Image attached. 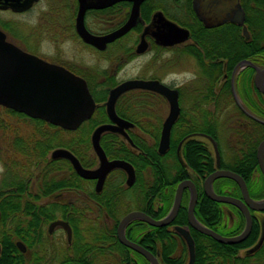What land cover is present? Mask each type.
Listing matches in <instances>:
<instances>
[{"label": "flooded vegetation", "instance_id": "obj_1", "mask_svg": "<svg viewBox=\"0 0 264 264\" xmlns=\"http://www.w3.org/2000/svg\"><path fill=\"white\" fill-rule=\"evenodd\" d=\"M38 1L39 0L35 1L29 9L23 12H14L11 9H0V11H11L13 13L22 14L30 10ZM75 1L71 29L76 38L82 44L97 50L93 46L83 42L76 33L75 16L78 4L77 0ZM157 1L158 3H161V6H159L160 8L153 10L148 21H141L139 15V20L136 26L141 22V30L139 32L134 31L136 27L134 26L125 35L130 32H136L138 33L139 41L144 26L149 24L156 11H161L166 19L174 22L176 25L187 31L186 37L182 41L164 46L156 44L152 36L146 35L145 39L148 46L144 52L148 49H153L152 44L159 47L163 59L162 67L166 76L171 74L169 70L171 67L177 68L178 79L176 84H174V82H167L164 79L160 80L154 77L149 79L159 80L169 88L177 90L178 114L171 125L170 143L167 151L171 148V138L173 137L174 139L175 137L176 143L174 147L172 144V152H174L177 160V171L180 176H184L183 180L189 179L194 183L198 194L199 186H202L203 189L204 179L216 169H228L233 171L232 168H235L239 171L248 172V159L252 157L253 153H255L257 161V147L264 139V90L257 87L256 84V74H261L264 71V9H259V6H256L254 1L259 0ZM121 2H126L128 4L126 5L124 19L118 22L119 24H116L117 26L114 25L112 28L97 34L108 33L125 21L131 3L127 1ZM121 2L114 3L106 8L97 9L96 11H104L114 8ZM91 11H94V9L87 10L84 16V23L87 29L88 27L86 26L85 17L86 14ZM239 18H241L242 22ZM6 39L10 41L7 35ZM116 40L108 43L106 48L101 51H105L107 47L110 44H113ZM15 45L28 53L42 58L31 50H28L26 47L20 46L19 44ZM136 45L133 49H129L128 51H134L135 54H138L135 52ZM120 62L122 63V60L120 61V58H118V62L113 65V68L110 66L112 72H108L109 70L102 71V69L97 70L96 73H98L94 79L93 76H95L94 74L96 73L91 74L84 69H81V71L90 79L94 87L99 83L111 82L112 79H114L115 84L106 87V96L108 97L111 88L115 87L120 82L127 80H117L115 77L118 68H120ZM55 64L61 65L85 79L84 76L77 74L64 64ZM261 81L264 85L263 74H261ZM86 83L88 85L87 80ZM141 91L137 89L126 91L120 95L116 101L117 103L120 100L122 104L121 107H124L123 104L125 101L121 100L122 97L135 96L136 93H140L142 96L144 95L143 98L145 99V102L136 103V107H139V111L133 112L134 110H131V116H129L130 113L121 114L117 112L115 108L116 114L120 118L133 124L131 127L124 128L129 137L130 131H142V129H159L160 135L162 124L169 114V102L165 96L156 92ZM156 98H160L161 105L164 104V111L161 110V113ZM4 108L9 112H13L10 114L29 119L34 123L33 125L35 128H51L53 130L57 127L61 128L40 118L30 117L23 112H17L14 109L7 107ZM107 120L108 121L104 123L110 122L108 118ZM61 129L65 131H60V135H70L72 134V131L77 130ZM55 130L49 134L54 135L56 132ZM42 132L47 133L43 130ZM49 134L47 133L48 136ZM115 134L122 137L123 141L130 147L132 150L130 159H133L136 155V145L132 139L130 138L132 141V143H130L119 133ZM21 137L23 136L19 135L15 137L12 144L20 146L26 153H29L27 149L28 145L31 146V148L35 145L29 144V140ZM259 137L260 140L256 142ZM71 138L72 137L65 138V141L69 143L71 142ZM120 141L121 140H114V142ZM56 148H63L70 151L78 159L80 165L86 169H95L99 165L98 158L95 155L92 146V156L88 157L86 148L82 149L81 156H78L65 146H55L49 149L46 153L43 145L40 148L38 147L35 151L36 154L39 155L42 153L44 154L45 152V157L40 159L35 169L30 172L18 173L11 170L13 168V157L8 154L10 151L0 150V153L3 155V157H1L3 172L0 179V210H33L31 216H34L35 221L38 222L39 225L37 228L38 235L35 237L32 244L33 248L29 249L21 240H15V246L17 241H21L25 246V251H20L16 246L18 251L24 256V264H86L88 260L90 240H92V246L95 247L94 251H96L98 256V260L95 264H101L105 252L116 253V251L114 250V245L104 242L103 232L106 216L104 211L105 196L101 194L99 199L95 200L91 195L93 193H101L105 188L115 190L118 188L120 189V186L122 185L124 190L122 199L128 201V204L131 203L135 197V188L133 189V185L137 179L136 167L130 159L116 156L109 157L102 147L108 160L120 159L130 163L134 168L135 180L132 185H127L126 171L121 168H114L108 172L104 178L102 189L97 192L95 190L96 179L82 178L74 170L70 160L64 157H52V151ZM23 150H21V154L24 153ZM217 154L219 158V167L216 166ZM212 160L214 163L213 170ZM55 162L59 163V168H57ZM254 171L255 170H253L252 173ZM20 175H24L34 181L35 189L33 192L35 198L33 202L17 203L11 201L15 198L14 192L18 194L19 191L13 187H6L5 182L10 181L13 176L19 177ZM74 175L78 176L79 180L76 184H80V187L73 185ZM143 175L146 176L147 173L144 172ZM47 177L66 178V186L54 190L53 192L45 193V187L43 186L41 179ZM73 193L79 194L80 198L76 200L72 199V197L68 200L65 199L67 194ZM186 194L189 202L190 190L188 188H185L183 191V195ZM223 210L225 212V218L227 217L225 226L231 227L234 223V215H232L227 206H224ZM251 211L259 219H264V210H250V213ZM58 220L66 222L70 227V239L68 238L64 226L61 224L52 225ZM187 226L189 227V225ZM262 229H264V223L262 224ZM214 231L221 235L226 232L225 229L220 230L222 233L215 229ZM117 240L120 245L124 246L126 249H130L122 244L118 237ZM248 249L249 248L241 249L238 253L240 255L244 254L245 252H248ZM122 250L127 252L125 249Z\"/></svg>", "mask_w": 264, "mask_h": 264}, {"label": "trees", "instance_id": "obj_2", "mask_svg": "<svg viewBox=\"0 0 264 264\" xmlns=\"http://www.w3.org/2000/svg\"><path fill=\"white\" fill-rule=\"evenodd\" d=\"M74 2H76L74 0ZM256 6L264 9V0L254 1ZM126 2H121L119 5L108 10L109 16L121 17L126 11ZM161 3L157 0H146L140 6V18L141 21H148L150 19L151 13L156 8H160ZM263 6V7H262ZM103 10L91 11L92 13L104 12ZM119 23H117L118 25ZM116 25V26H117ZM141 22L135 27L134 31L139 32L141 30ZM153 49H159V47L152 44ZM66 67H69L65 65ZM71 68V67H69ZM71 70L75 71L77 74H81L85 77L88 82V88L91 90V94L96 103L95 110L92 117L83 122L81 126L72 133H77L76 136L71 138V142H50L51 137L44 139L42 136L45 134L38 130V138L34 139V147L28 145L27 149L29 153H26L20 146L14 145L13 152L10 154L12 158V169L15 172H30L35 169L38 165L40 159L45 157V152L55 146H65L81 156L82 149L86 148L88 157H91V145H90V134L92 130L102 124L107 120L104 101L107 98V86H112L115 84L114 79L111 82H103L93 86L90 79L81 71L74 68ZM88 72L91 74L96 73L95 69L88 68ZM98 73V72H97ZM94 74L93 79L97 76ZM98 88V89H96ZM141 91V90H139ZM144 92V91H141ZM143 97V96H142ZM144 99V98H142ZM121 100L125 101L121 107V101L119 100L116 105V111L124 114L133 111V107L136 106V96L122 97ZM141 100V99H140ZM145 102V100L143 101ZM9 112V111H8ZM13 113V112H10ZM61 128H56L55 137L58 141V136L60 135ZM130 131L129 135L134 144L136 145V155L133 159H130L132 150L123 141L122 137L112 132H105L101 135L100 143L104 148L106 154L109 157H124L130 159L131 162L136 167L137 179L133 185L134 194L132 202L128 204V201L122 199L123 186L120 189H107L103 190L101 193L92 194L95 200L99 199V196L103 194L105 196V215L109 217L112 221L111 225L104 227V242L114 245V250L116 253L105 252L104 258L101 264H149L148 260L141 254L134 252L130 249H126L124 246L120 245L116 237V227L121 219L127 212L134 209L141 210L148 214L149 216L160 219L163 218L170 210L175 188L184 176H180L178 173L177 160L175 158L174 152H172L173 147L176 143L175 137L171 138V148L164 155H160L157 152V144L159 138V129L149 130L142 129V131ZM144 136H147L150 140L147 141ZM114 140H121L120 142H114ZM260 140V137L256 142ZM44 145V154H36L37 148ZM18 149L24 151L23 154L20 153ZM17 151V153L14 152ZM20 154V155H19ZM248 172L239 171L232 168L234 172H237L245 180L250 196L255 200L264 199V178L260 172L257 165L255 153L252 157L248 159ZM58 167V162H55ZM213 160H212V170H213ZM255 170L253 173L252 171ZM147 173L146 176L143 173ZM252 173V174H251ZM79 180L78 176H73V185ZM43 186L45 187V193L53 192L54 190L60 189L66 186V178L58 177H47L41 179ZM6 187H13L19 191L18 194L15 193V198L11 200L12 202H33L35 194L33 191L29 190L31 184L34 185V181L31 178H27L24 175L13 176L10 181L5 182ZM213 188L218 194H229L235 197H241V191L236 182L229 178H218L213 183ZM132 190V188H131ZM198 201L194 208V214L196 218L206 227L218 230L222 233L225 229L226 232L222 233L224 236H232L239 232L244 227L245 219L243 214L233 205L224 204L220 202H215L207 198L204 193L202 186L198 188ZM139 200L138 202H136ZM187 202L188 196L182 195L181 205L177 211L176 216L173 221L167 226L154 227L150 226L144 221L133 220L129 222L125 228V234L128 239L138 242L141 246L149 250L154 254L159 263L163 264H186L188 261V252L183 239L173 231V225L186 226L188 225L187 219ZM223 206H227L230 209L232 215H234V223L231 227H226L224 218L225 212ZM33 210H0V264H24V256L18 251L15 246V240H21L24 242L29 249H32L33 242L37 234L38 222L35 221L34 216H31ZM264 213V211H263ZM29 216V217H28ZM252 217V227L247 235V237L236 244H223L212 237L204 235L192 227L189 226L190 234L194 240L195 252H194V262L193 264H264V239L260 247L252 252H245L244 254H239L238 251L241 249L250 248L253 246L259 236L262 229V224L264 219L261 220L256 217L251 211ZM74 224V223H73ZM92 240L89 241V252L88 260L86 264H95L98 260L96 251L92 246ZM125 249L127 252H124ZM115 254V255H114Z\"/></svg>", "mask_w": 264, "mask_h": 264}, {"label": "water", "instance_id": "obj_3", "mask_svg": "<svg viewBox=\"0 0 264 264\" xmlns=\"http://www.w3.org/2000/svg\"><path fill=\"white\" fill-rule=\"evenodd\" d=\"M35 1L37 0H0V9L23 12L29 9ZM121 1L130 2L131 7L127 18L117 28L108 33L94 34L85 27L84 16L87 10L106 8ZM144 1L77 0L78 7L75 16L76 33L86 44L93 46L97 50H104L108 43L122 37L136 26L140 15V5ZM239 19L241 21V18ZM186 33L185 29L166 19L161 11H156L149 24L144 26L135 52L140 54L147 49L146 35L152 36L156 44L164 46L182 41L186 37ZM261 74L264 75V71ZM261 74H256V84L257 87L264 90ZM134 89L156 92L165 96L169 102V114L162 124L157 145V152L163 155L169 148L171 125L178 114L177 90L169 88L159 80L144 78L124 80L109 90L104 105L107 118L110 122L96 126L90 135L92 149L99 161L98 167L95 169L82 167L78 159L66 149L56 148L52 151L53 158L64 157L70 160L74 170L80 177L96 179L95 190L97 192L102 189L104 178L108 172L114 168H121L126 171L127 185L134 183L135 172L133 166L120 159L108 160L100 144L101 135L105 132L119 133L132 143L124 128L131 127L133 124L116 114L115 103L124 92ZM0 106L14 109L17 112H23L30 117L40 118L66 130H76L84 121L92 116L96 103L84 78L61 65L48 62L37 55L20 49L8 41L5 32L0 29ZM256 155L259 169L264 178V139L258 144ZM216 156V166L219 167L218 154ZM217 178H229L236 182L241 191V198L228 194H217L212 186L213 181ZM185 188L190 190L187 205L188 225L223 244H236L243 241L249 234L252 226L250 210H264V199L255 200L250 196L247 184L242 176L228 169H216L204 179V193L209 199L215 202L231 204L242 212L245 218V226L239 234L224 236L200 223L194 214L197 201L195 185L191 180L185 179L178 182L172 206L163 218L155 219L140 210H132L126 213L117 225L116 233L119 241L144 256L149 261V264H159L154 254L126 237L125 227L133 220H142L154 227L169 225L177 214ZM54 224L64 226L70 239L71 230L66 222L58 220L52 225ZM172 229L186 244L188 252L186 264H193L195 246L189 227L187 225H173ZM263 239L264 229H262L257 242L248 249V253L256 251L262 244ZM16 246L20 251H25V246L21 241H17Z\"/></svg>", "mask_w": 264, "mask_h": 264}, {"label": "rangeland", "instance_id": "obj_4", "mask_svg": "<svg viewBox=\"0 0 264 264\" xmlns=\"http://www.w3.org/2000/svg\"><path fill=\"white\" fill-rule=\"evenodd\" d=\"M74 10V0H39L30 10L22 14L0 11V29L6 33L11 42L26 47L46 61L62 63L77 70L93 68L95 71L102 69V71L109 70L108 72H112L113 65L120 58L122 63L120 62V68H118L115 75L117 80L154 77L176 84L178 79L177 68L171 67L169 69L171 74L165 75L162 67L163 59L159 49H148L142 54L128 51L133 49L138 42L139 36L136 32H130L120 37L113 44H110L105 51H97L82 44L71 29ZM123 19L124 15L118 18V16H109L108 12H89L86 14L85 22L88 29L97 34L112 28ZM135 96L138 97L136 102L145 100L142 99L140 93H136ZM156 101L161 113V110L164 111V104L161 105L160 98H156ZM133 110V112L139 111V107L134 106ZM33 124L29 119L10 114L3 106H0V150H9L8 154H11L15 137L23 136L21 138L29 140V144H34V139L39 137L37 133L40 132L38 130H41V133H43V130L49 134L56 129L41 127V129H38L39 127L35 128ZM135 132L139 133L136 130ZM47 133H43L45 135L42 137L44 139L51 137V140L49 139L51 143L64 142L65 138L79 134L77 132L76 134L59 135L58 141H56L55 135L49 134L48 136ZM143 138L150 142L147 136ZM14 152L18 154L17 151L14 150ZM1 157H3L2 153H0V179L3 172ZM34 189L35 185L31 184L29 190L34 191ZM134 192L136 193L137 190ZM70 197L75 200L80 198L79 194L73 193L67 194L65 199L68 200ZM226 221L227 217L224 218V222ZM111 224V219L105 216L104 227Z\"/></svg>", "mask_w": 264, "mask_h": 264}]
</instances>
